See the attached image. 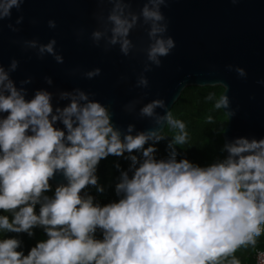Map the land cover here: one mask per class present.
I'll use <instances>...</instances> for the list:
<instances>
[{
  "label": "clouds",
  "instance_id": "1",
  "mask_svg": "<svg viewBox=\"0 0 264 264\" xmlns=\"http://www.w3.org/2000/svg\"><path fill=\"white\" fill-rule=\"evenodd\" d=\"M25 2L0 0V20ZM167 2L149 0L154 10L145 3L139 16H125L126 5L116 3L108 17L112 24L108 44L119 43V52L127 57L134 46L129 37L142 17L145 23L152 22L146 35L154 41L145 50L146 58L160 67L159 58L175 48L170 36L158 38L168 30L160 11ZM48 28L55 29V21L49 20ZM100 37V32L92 33L93 46L99 47L95 42ZM28 46L37 47L35 41ZM55 49L56 40L50 39L38 48L37 58L47 53L63 64V56ZM18 65L13 60L10 71L15 72ZM227 70L241 78L247 75L243 68L228 65ZM144 71L152 69L145 66ZM100 74L94 68L84 72L83 78L91 80ZM44 80L49 86L53 83L50 77ZM31 83L29 77L17 87L0 66V213L11 214H0V264H218L241 245L255 243L254 236L261 234L264 224V138L237 137L223 145L226 158L203 167L187 158L177 161L175 150L167 159H156V145L163 139L156 129L132 135L135 125L128 124L121 140L110 106L90 99L94 94L79 88L60 91L59 98L68 103L54 107L53 93L45 89L25 99V85ZM137 86L147 88V78L141 76ZM221 86L224 91L214 107L224 110L228 123L235 111L227 86ZM156 108H165V101L145 104L139 116L152 118ZM155 122L178 128L181 134L173 142L186 143L185 124L174 120L171 110L156 116ZM109 156L131 163L127 170L114 164L120 173L114 192L123 196L101 206L94 203L93 195L83 198L81 193L90 186L104 193L96 172L100 161ZM58 172L67 184L53 190L50 180ZM48 192L53 195H43ZM37 227L47 239L37 241L25 254L19 237L32 238ZM231 264L239 261L233 259Z\"/></svg>",
  "mask_w": 264,
  "mask_h": 264
},
{
  "label": "water",
  "instance_id": "2",
  "mask_svg": "<svg viewBox=\"0 0 264 264\" xmlns=\"http://www.w3.org/2000/svg\"><path fill=\"white\" fill-rule=\"evenodd\" d=\"M116 3L126 5L125 16H139L145 3L154 10L149 0H26L10 9V16L0 20V66L17 87L20 81L32 78L25 85L26 100L35 90L45 89L53 93V106L62 108L68 100L59 98L60 91L79 88L92 93L90 99L110 106L122 140L128 124L135 125L132 135L150 128L159 133L165 124L158 126L155 117L164 116L185 87L223 84L235 115L221 134L222 148L241 136L264 138V0H238L235 4L231 0H168L160 7L168 30L158 38L170 36L175 48L159 58L160 67L146 58L145 50L154 41L146 35L152 22L145 23L142 17L129 37L134 46L127 57L119 52V43L108 44L112 27L108 17ZM49 20L55 21V29L48 28ZM94 31L101 33L95 42L99 47L93 46ZM50 39L56 40L55 51L63 56V64L47 53L43 59L37 58L38 48ZM30 41L37 47H29ZM13 60L19 62L15 72L10 71ZM228 65L243 68L246 77L228 71ZM145 66L152 71L145 72ZM94 68L101 74L84 79L83 73ZM46 76L52 79L51 86L45 83ZM141 76L147 78V88L137 86ZM155 99H163L165 108L154 109L152 118H141L140 109ZM50 184L55 188L66 185L67 180L58 172Z\"/></svg>",
  "mask_w": 264,
  "mask_h": 264
},
{
  "label": "trees",
  "instance_id": "3",
  "mask_svg": "<svg viewBox=\"0 0 264 264\" xmlns=\"http://www.w3.org/2000/svg\"><path fill=\"white\" fill-rule=\"evenodd\" d=\"M223 88L220 86H188L185 87L179 94L171 108L172 118L181 120L185 124L184 131L187 133L186 143L180 145L173 141L175 137L181 134L178 128L172 127L170 124H165L159 134L163 139L156 145L158 151L155 153L156 159H167L173 150L176 151V159L179 161L182 158L189 159L194 164L207 166L210 163L220 162L224 159L222 149V129L226 125L224 113L214 107L217 99L221 95ZM209 95H213L212 99H207ZM211 117V122L208 118ZM151 143V142H150ZM171 148L167 147L168 144ZM147 147V145H145ZM139 157V153H134ZM119 163L122 169L127 170L130 161L124 158L109 156L106 160L100 161L96 175L98 176V185L105 187L103 194L96 192L94 187H88L83 191L84 197L93 195L94 203H99L101 206L116 202L122 198L123 194L117 196L114 192L116 183H119L120 173L114 167V164ZM132 172H129L131 178ZM51 197L52 192L44 193ZM43 202V196L41 197ZM39 206H37V212ZM11 215L10 213H0ZM262 232L259 236H254L255 243H246L236 249L234 253L226 258H222L218 264H231L233 259L238 260L239 264H254V255L256 251L264 252V224L260 225ZM35 235L32 238L22 234L19 238L23 241V251L27 254L30 247L34 246L39 240H45L43 230L39 227L34 229ZM100 229H97L96 238L100 239ZM14 235V234H11ZM2 238V233H0Z\"/></svg>",
  "mask_w": 264,
  "mask_h": 264
},
{
  "label": "built area",
  "instance_id": "4",
  "mask_svg": "<svg viewBox=\"0 0 264 264\" xmlns=\"http://www.w3.org/2000/svg\"><path fill=\"white\" fill-rule=\"evenodd\" d=\"M54 189L55 188H53V190ZM81 196L83 198H85L83 192L81 193ZM254 264H264V252H262V251H256L255 252V255H254Z\"/></svg>",
  "mask_w": 264,
  "mask_h": 264
}]
</instances>
